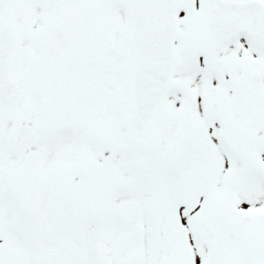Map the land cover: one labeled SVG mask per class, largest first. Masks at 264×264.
<instances>
[{"label": "snow or ice", "instance_id": "6c2138e0", "mask_svg": "<svg viewBox=\"0 0 264 264\" xmlns=\"http://www.w3.org/2000/svg\"><path fill=\"white\" fill-rule=\"evenodd\" d=\"M0 264H264V0H0Z\"/></svg>", "mask_w": 264, "mask_h": 264}]
</instances>
